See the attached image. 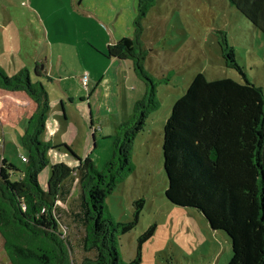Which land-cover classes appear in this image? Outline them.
Returning <instances> with one entry per match:
<instances>
[{
  "label": "rangeland",
  "instance_id": "374dc122",
  "mask_svg": "<svg viewBox=\"0 0 264 264\" xmlns=\"http://www.w3.org/2000/svg\"><path fill=\"white\" fill-rule=\"evenodd\" d=\"M136 7L137 0H0V67L8 76L27 68L31 81L40 80L49 98L41 139L67 144L78 157L89 156L96 169L111 157L114 126L127 119L133 102L144 93L131 59L104 56L108 44L122 36L134 37ZM223 35L235 50L241 72L223 58ZM138 40L145 50L142 66L156 81L159 105L134 140V171L106 198L115 221L130 220L133 202L144 199L136 226L119 236L120 258L125 263L133 260L138 236L155 224L152 237L142 244L139 264H226L231 256L227 235L217 231L216 238L199 211L166 199L159 122H165L197 73L208 80L240 81L244 76L264 98V34L228 0H154L142 19ZM7 96L10 93L0 89V98ZM26 109L18 117H25ZM0 117L6 136L3 153L20 169L23 126L8 118L7 108ZM50 152L54 155L49 165L39 173L43 188L51 163L77 162L64 147ZM59 228L64 231L65 226ZM0 264H10L1 237Z\"/></svg>",
  "mask_w": 264,
  "mask_h": 264
},
{
  "label": "trees",
  "instance_id": "16d2710c",
  "mask_svg": "<svg viewBox=\"0 0 264 264\" xmlns=\"http://www.w3.org/2000/svg\"><path fill=\"white\" fill-rule=\"evenodd\" d=\"M152 2L137 0L133 38L122 36L106 46L108 59L132 60L144 94L133 102L127 119L114 126L112 154L100 169L89 156L75 155L67 144L41 139L49 111L47 91L40 80L31 81L27 68L8 76L0 67V88L22 92L34 104L19 136L26 156L22 168L0 158V237L10 264L140 263L142 244L152 237L155 224L138 236L136 257L130 262L121 260L117 245L119 236L138 223L144 199L133 202L130 220L115 221L106 198L134 171V140L159 105L156 81L142 66L145 50L138 40ZM228 2L264 34V0ZM221 51L226 64L241 72L224 35ZM34 69L39 77V65ZM61 147L77 162L74 166L65 160L51 163L43 188L39 173L54 155L50 150ZM161 148L166 199L196 209L212 230L227 235L231 256L226 264H264L262 91L244 76L240 81L208 80L197 73L170 108ZM66 202L69 206L64 208Z\"/></svg>",
  "mask_w": 264,
  "mask_h": 264
},
{
  "label": "crops",
  "instance_id": "0c3cea01",
  "mask_svg": "<svg viewBox=\"0 0 264 264\" xmlns=\"http://www.w3.org/2000/svg\"><path fill=\"white\" fill-rule=\"evenodd\" d=\"M112 60H115V59H112ZM119 61H123V60H119ZM43 69H45V68H43ZM45 73H46V69H45ZM2 90H4V89H2ZM4 91H7V90H4ZM8 93H10V96H7V98H5V99H1L0 98V113H1V116H5V109L7 108L8 109V118H10V120H12L13 122H20L19 124H22V126H23V124L26 121L27 117L33 112L34 104H33L32 100L28 96H26L24 93H22V92L8 91ZM6 103H8L9 105H6ZM23 107H25V108L27 107V109H26V111L24 113L25 117H18V112ZM23 112H24V110H23ZM160 123H161V129H162L164 121H160L159 124ZM22 129H23V127H22ZM153 133H155V132L153 131ZM0 136L3 137V143H2L3 148H2V155L0 156V158H5L9 162L6 153H3V151H4L5 147H6V136H5V132L3 130V124L1 122H0ZM142 142H143V140H142ZM208 227H209V225H208ZM208 229L211 231V233H215V237H216L217 231L216 230H212L211 228H208Z\"/></svg>",
  "mask_w": 264,
  "mask_h": 264
},
{
  "label": "built area",
  "instance_id": "2783aa9c",
  "mask_svg": "<svg viewBox=\"0 0 264 264\" xmlns=\"http://www.w3.org/2000/svg\"><path fill=\"white\" fill-rule=\"evenodd\" d=\"M2 143H3V137L0 136V156L2 155V148H3ZM20 157L22 161H26V156L21 155Z\"/></svg>",
  "mask_w": 264,
  "mask_h": 264
},
{
  "label": "water",
  "instance_id": "95a60500",
  "mask_svg": "<svg viewBox=\"0 0 264 264\" xmlns=\"http://www.w3.org/2000/svg\"><path fill=\"white\" fill-rule=\"evenodd\" d=\"M209 225V224H208Z\"/></svg>",
  "mask_w": 264,
  "mask_h": 264
}]
</instances>
